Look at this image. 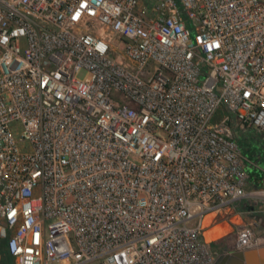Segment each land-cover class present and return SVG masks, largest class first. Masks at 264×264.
<instances>
[{
  "label": "built area",
  "instance_id": "obj_1",
  "mask_svg": "<svg viewBox=\"0 0 264 264\" xmlns=\"http://www.w3.org/2000/svg\"><path fill=\"white\" fill-rule=\"evenodd\" d=\"M247 128L264 0H0V264H214Z\"/></svg>",
  "mask_w": 264,
  "mask_h": 264
},
{
  "label": "crops",
  "instance_id": "obj_2",
  "mask_svg": "<svg viewBox=\"0 0 264 264\" xmlns=\"http://www.w3.org/2000/svg\"><path fill=\"white\" fill-rule=\"evenodd\" d=\"M238 140L243 154L248 159L245 166L247 174L245 186L246 190L249 191L264 188V132L253 128H247L242 133L238 134ZM254 212L256 213L259 222L258 232L264 242V201H259L257 204H252V202L246 204L244 206V210L242 211L243 215H240V217L236 215L233 218L240 219L245 223L250 220L248 214L253 215ZM219 241H222L223 245L227 244L230 249L222 250L220 248V251L215 249L218 255L236 250V239L234 242L231 241V243L226 242L224 237H222Z\"/></svg>",
  "mask_w": 264,
  "mask_h": 264
},
{
  "label": "rangeland",
  "instance_id": "obj_3",
  "mask_svg": "<svg viewBox=\"0 0 264 264\" xmlns=\"http://www.w3.org/2000/svg\"><path fill=\"white\" fill-rule=\"evenodd\" d=\"M259 189H263V188H259ZM259 201L263 202L264 198L246 196V197L242 198L237 203V206H238V209L243 211L244 210V206L246 204L251 203V202H252V204L253 203L257 204ZM242 215H243V213H241V216ZM248 216L250 217L249 218L250 220L248 222H245V223L242 220H240V219L233 218V222H230L228 220L222 221L219 225H216L213 228L207 229L206 232H205L207 239H209L210 241H213V240L217 241L220 238L224 237L226 242H231V241L234 242L236 237H237L238 229H240L241 227H243L245 225H248V223H250V222H253L254 219L256 220V222H258V218H257L255 212L253 213V215L252 214H248ZM253 227H254L255 234L259 235L260 234L258 232L259 222L257 223V225H253ZM220 248L222 250L223 249H225V250L230 249V247L227 244L223 245L222 241H217V244H216L215 248H213V249H217L218 251H220ZM3 250H4V248L0 247L1 260H2V255L4 256Z\"/></svg>",
  "mask_w": 264,
  "mask_h": 264
},
{
  "label": "water",
  "instance_id": "obj_4",
  "mask_svg": "<svg viewBox=\"0 0 264 264\" xmlns=\"http://www.w3.org/2000/svg\"><path fill=\"white\" fill-rule=\"evenodd\" d=\"M214 264H264V242L251 248L221 253Z\"/></svg>",
  "mask_w": 264,
  "mask_h": 264
},
{
  "label": "trees",
  "instance_id": "obj_5",
  "mask_svg": "<svg viewBox=\"0 0 264 264\" xmlns=\"http://www.w3.org/2000/svg\"><path fill=\"white\" fill-rule=\"evenodd\" d=\"M217 241H219V240H217ZM217 241H216V240L211 241V246H212L213 248H215V246H216V244H217ZM3 253H4V256L2 255V261H5V262L9 261V256H8V254H7L4 250H3Z\"/></svg>",
  "mask_w": 264,
  "mask_h": 264
}]
</instances>
